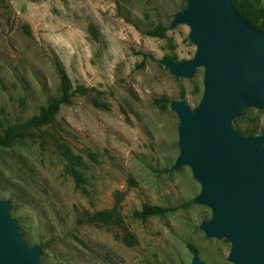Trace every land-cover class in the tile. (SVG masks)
I'll list each match as a JSON object with an SVG mask.
<instances>
[{
    "label": "rangeland",
    "instance_id": "1",
    "mask_svg": "<svg viewBox=\"0 0 264 264\" xmlns=\"http://www.w3.org/2000/svg\"><path fill=\"white\" fill-rule=\"evenodd\" d=\"M184 5L185 0H0V136L60 95L62 73L75 90H95L77 93L47 129L84 157L87 193L76 188L44 131L0 147V200L10 201L25 240L42 247V264H190L189 245L207 264H232L230 242L209 239L200 229L212 212L194 201L201 186L191 169L172 170L180 152L179 118L170 104L164 110L155 103L183 99L194 108L203 96L204 69L187 80L158 62L195 57L190 28L167 31V39L146 34L159 24L168 28ZM92 97L109 108H96ZM238 120L241 133L254 128L264 134V110H248ZM118 202L123 227L78 223L84 211L110 210ZM144 206L171 211L136 219ZM125 231L137 238L136 246L124 244Z\"/></svg>",
    "mask_w": 264,
    "mask_h": 264
},
{
    "label": "water",
    "instance_id": "2",
    "mask_svg": "<svg viewBox=\"0 0 264 264\" xmlns=\"http://www.w3.org/2000/svg\"><path fill=\"white\" fill-rule=\"evenodd\" d=\"M190 28L193 59L159 60L171 76L192 80L204 69L198 106L171 100L179 118L180 152L172 170L189 167L200 184L195 202L212 212L200 229L227 240L232 264H264V134H243L235 121L264 110V30L250 24L236 0H185L168 31ZM10 201L0 200V264H42V247L24 238ZM190 264H207L199 253Z\"/></svg>",
    "mask_w": 264,
    "mask_h": 264
},
{
    "label": "trees",
    "instance_id": "3",
    "mask_svg": "<svg viewBox=\"0 0 264 264\" xmlns=\"http://www.w3.org/2000/svg\"><path fill=\"white\" fill-rule=\"evenodd\" d=\"M118 1V0H114ZM263 0H236V5L239 13L253 26L258 29L264 30V8L261 6ZM29 32V28H26ZM167 27L162 24L157 25L155 28L148 30L146 34L151 37L167 39ZM145 58L153 57L150 54H143ZM165 59L178 61L175 56H166ZM60 95L52 97L48 104L41 108L40 112L34 115L29 120L9 126L3 134L0 136V147L10 148L13 147L17 142L24 141L27 139H33L37 136V132L44 131L46 135H49L51 141L55 144L58 153L65 160V171L69 174L75 182L76 188L83 193H87L86 185L87 179L83 173V169L86 168V162L84 157L81 155H76L72 149L62 142L59 138L47 131L50 127H54L57 121V116L60 113L64 105H70L73 102L74 97L77 93L82 95L90 94L94 89H88L85 87L77 88L73 87L70 79L62 73L61 75V89ZM91 101L96 108L108 109L109 106L102 102L99 98L92 97ZM162 109L166 110L170 100L167 97H162L155 101ZM236 120L235 122H238ZM254 133L255 129H248L245 134ZM43 142H47L46 138L41 137ZM88 157L95 163L98 161L96 154L90 152ZM120 203L118 202L110 210L90 212L84 211L83 214L78 218V223L80 225H96V226H118L123 227L124 218L121 214ZM171 211L168 208H162L160 206H144L140 212H136L134 217L139 220H145L148 217L156 215H164ZM122 241L127 247H134L137 245V238L130 232L125 231L122 236ZM192 252L196 253L198 250L189 245ZM199 253V252H198ZM42 255V254H41Z\"/></svg>",
    "mask_w": 264,
    "mask_h": 264
}]
</instances>
